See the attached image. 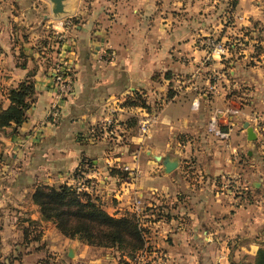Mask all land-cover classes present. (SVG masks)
Returning a JSON list of instances; mask_svg holds the SVG:
<instances>
[{"label": "crops", "instance_id": "crops-1", "mask_svg": "<svg viewBox=\"0 0 264 264\" xmlns=\"http://www.w3.org/2000/svg\"><path fill=\"white\" fill-rule=\"evenodd\" d=\"M217 1L67 0L56 18L50 0H0V106L32 71L37 89L27 119L0 129V264H137L136 255L66 236L33 200L41 184L72 182L84 157L93 161L91 196L110 214L133 212L141 199L145 259L235 264L256 254L264 243V0H239L232 23L218 30L222 16L207 32L204 11ZM67 18L59 39L52 28ZM216 32L233 42L225 55L211 54ZM59 61L71 65L74 91L55 121ZM167 85L170 98L158 94ZM141 89L149 108L127 103ZM216 109L228 138L207 130ZM145 113L154 121L142 134ZM95 125L103 128L96 138ZM158 154L178 166L166 172Z\"/></svg>", "mask_w": 264, "mask_h": 264}, {"label": "trees", "instance_id": "trees-1", "mask_svg": "<svg viewBox=\"0 0 264 264\" xmlns=\"http://www.w3.org/2000/svg\"><path fill=\"white\" fill-rule=\"evenodd\" d=\"M231 4L236 5L237 0H232ZM228 46L230 48V44ZM33 74V71L30 72L19 85L8 89L11 104L7 108L0 106V129L6 126L17 128L27 119L28 110L37 94ZM166 77H172L170 72L166 73ZM144 93L143 89L135 90L127 103L149 108ZM172 93L173 89L168 92L167 98H170ZM102 129L95 125L89 136H100ZM92 166V159L84 157L73 175L89 171ZM84 196L73 184L65 182L60 185H39L33 193V200L39 204L42 216L53 220L59 230L68 237H78L91 245L113 247L132 257L146 248L148 232L143 225L141 213L133 211L115 216L94 197ZM255 264H264V246L257 250Z\"/></svg>", "mask_w": 264, "mask_h": 264}, {"label": "built area", "instance_id": "built-area-1", "mask_svg": "<svg viewBox=\"0 0 264 264\" xmlns=\"http://www.w3.org/2000/svg\"><path fill=\"white\" fill-rule=\"evenodd\" d=\"M59 24L61 26L60 29L57 27L52 28L53 34L58 37L59 39L64 38L65 36V29L67 27H70L72 25V21L70 18L60 20ZM229 51V46L224 41H218L212 44L211 54H218V55H225ZM53 75H52V90L55 95V100L53 101L51 105V116L52 119L55 121L59 119L61 107H60V100H62L65 96L71 95L74 91V83H73V77L71 72V65L68 63H62L57 62L53 66ZM197 99L194 100V105H196ZM228 110L232 112H237L235 108H228ZM223 112L222 109H216L214 113L211 115L210 120L208 122L207 130L209 133H211L214 136L220 137V138H228L229 133L223 131L219 127V113ZM149 117L143 116L140 120V131L145 133L149 130L150 123L152 122L151 119L153 118L150 115H147ZM129 168V167H126ZM94 176L90 175V171H83L79 173V175L75 176L73 175V181L69 182V184H73L76 189L79 192L84 193V197L88 198L91 196L93 188L95 186V180L93 178ZM142 201L140 198L135 200L134 203V209L137 212H140L142 210ZM140 254H143V252H140ZM166 264L168 260H166L164 257H160L159 261H149L147 260H139L138 264Z\"/></svg>", "mask_w": 264, "mask_h": 264}, {"label": "rangeland", "instance_id": "rangeland-1", "mask_svg": "<svg viewBox=\"0 0 264 264\" xmlns=\"http://www.w3.org/2000/svg\"><path fill=\"white\" fill-rule=\"evenodd\" d=\"M238 1L239 0H237V4H238ZM231 2H232V0H220V1H217L213 6H211V7L207 6L206 7V11H204V13H205L207 19H209V20H206V23H207L206 31L207 32H211V31L213 32L214 31L215 27H217V26L216 25L214 26L213 22L216 21V20H219L222 16H223V19L225 21L223 20L224 21L223 22V26L221 25V28H218V30L222 29V27L224 28L225 25L232 23V21H233L232 17L234 15V10L236 9L237 4L236 5H232ZM208 23H211V24H208ZM217 33L218 32H216L215 35L212 36L213 40H211V45L214 44L215 42H218V41L222 40V39L218 38ZM224 42L228 45L232 41L229 38H225ZM144 56L148 57V55H144ZM202 61L206 65V64H209L210 62H212V58H208L207 56H205ZM211 75H212V77H210V78H213V74L212 73H211ZM165 76H166V73H165ZM171 76H173V75L171 74ZM163 77L164 76L161 74V72H159V71L156 72L155 78L157 79L158 84L164 82L163 79H162ZM158 87H160V86L158 85ZM164 87H165L164 89L158 88V94H160L159 92L165 93V91H169V89H171L169 87V85H167V87L166 86H164ZM143 90L146 93L147 89L146 90L143 89ZM145 93H144V95H145ZM147 115L148 114L145 113L143 116L149 117ZM151 121L153 122L154 118H152ZM147 132H145L144 134H147ZM141 133L143 134V132H141ZM7 218L10 219L9 216ZM2 220H3L2 215H0V228H2V224H3ZM261 246H264V243ZM90 253L93 254L92 251H90ZM255 255H253L251 257L246 256V255H245V257H243L242 255H238L236 257L238 260H237V263H235V264H255ZM145 256H144V254L143 255L140 254V251L137 252L136 253V257H135L137 259V261H136L137 264H138L139 260H142V261L143 260H147V259H145V258H147ZM41 262L42 261H38L36 264H41ZM77 263L84 264V262H82V261H78ZM161 263L164 264L163 262H161ZM60 264H74V263L60 261ZM166 264H176V263L168 261V262H166Z\"/></svg>", "mask_w": 264, "mask_h": 264}, {"label": "water", "instance_id": "water-1", "mask_svg": "<svg viewBox=\"0 0 264 264\" xmlns=\"http://www.w3.org/2000/svg\"><path fill=\"white\" fill-rule=\"evenodd\" d=\"M52 2V13L56 18H61L67 13L66 1L67 0H50ZM245 127L247 128L248 137L250 139H256L257 135L254 131V127L249 121L245 122ZM156 159L161 160L164 165V170L170 172L175 169L179 164V159L177 157H171L170 155L163 156L161 154L156 155ZM69 255L74 256V248L69 249Z\"/></svg>", "mask_w": 264, "mask_h": 264}]
</instances>
